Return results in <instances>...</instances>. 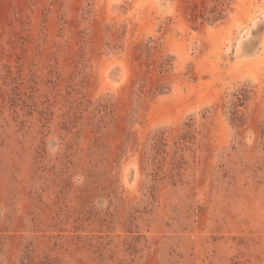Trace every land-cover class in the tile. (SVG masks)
Masks as SVG:
<instances>
[{
    "label": "rangeland",
    "instance_id": "374dc122",
    "mask_svg": "<svg viewBox=\"0 0 264 264\" xmlns=\"http://www.w3.org/2000/svg\"><path fill=\"white\" fill-rule=\"evenodd\" d=\"M0 264H264V0H0Z\"/></svg>",
    "mask_w": 264,
    "mask_h": 264
}]
</instances>
